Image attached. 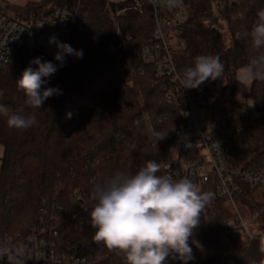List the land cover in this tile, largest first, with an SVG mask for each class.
<instances>
[{"label":"trees","instance_id":"trees-1","mask_svg":"<svg viewBox=\"0 0 264 264\" xmlns=\"http://www.w3.org/2000/svg\"><path fill=\"white\" fill-rule=\"evenodd\" d=\"M132 0H40L13 10L29 19H50L55 6L76 12L65 25L64 43L83 51V58L66 56L62 68L43 78V87L60 90L36 110L38 124L26 131L10 129L0 118V236L25 229L38 219L40 205H59L53 223L57 248L79 256L96 255L94 264H125L122 254L94 239L90 226L93 183L118 171L135 174L148 160H173V149L185 140L179 129L185 107L165 102L166 78L154 64H142L139 51L153 27L150 11L117 12ZM189 15L181 28L184 47L171 48L175 69L191 66L193 58L214 54L223 75L208 82L203 99L212 108L211 135L222 141L228 163L264 175V80H252L246 98L235 99L239 69H247L251 30L264 0H187ZM50 22H52L50 20ZM119 45L113 51L114 45ZM133 50V51H132ZM135 50V51H134ZM41 51V50H40ZM54 64V57L48 54ZM30 61L0 69V103L13 109L25 94L17 81ZM116 63L128 79L118 73ZM33 67V64L31 65ZM139 70H142L139 73ZM218 79L223 85L217 87ZM151 122L149 130L143 114ZM73 125L64 135L62 128ZM152 131L165 135L161 141ZM133 146L134 150H133ZM214 199L202 213L188 264H264V182L245 188L236 201L252 219L258 234L235 242L227 222V201L212 189ZM236 221V218L234 216ZM174 264H182L174 260Z\"/></svg>","mask_w":264,"mask_h":264},{"label":"clouds","instance_id":"clouds-1","mask_svg":"<svg viewBox=\"0 0 264 264\" xmlns=\"http://www.w3.org/2000/svg\"><path fill=\"white\" fill-rule=\"evenodd\" d=\"M244 36L250 39L251 52L247 65V80H264V9L257 13V20ZM54 64L36 57L17 81L25 100L13 109L0 103V118L10 129L26 131L38 124L36 110L60 90L43 87V78L62 68L66 56L83 58V51L60 42L55 36ZM32 64L37 67L33 69ZM224 65L218 55L201 54L193 58L192 65L177 72L176 82L183 89H198L206 81L222 77ZM2 95V93H0ZM157 142L165 138L159 131H152ZM133 146V150H134ZM169 165L148 160L134 175L118 171L108 179L93 183L91 198L94 205L89 214L93 239L97 244L122 254L125 264H168L179 260L188 264L194 260L193 246L202 250L195 239L201 225L202 213L214 199V193L202 190L187 177L174 179L167 171ZM7 255L8 264H27V249L17 246L10 253L0 250V257Z\"/></svg>","mask_w":264,"mask_h":264},{"label":"built area","instance_id":"built-area-1","mask_svg":"<svg viewBox=\"0 0 264 264\" xmlns=\"http://www.w3.org/2000/svg\"><path fill=\"white\" fill-rule=\"evenodd\" d=\"M146 9L150 11L153 27L148 43L138 53L139 61L156 65L158 73L166 78L162 91L167 104L178 106L181 98L185 103L179 124L185 140L177 146L173 160L163 164L170 166L167 171L174 179L187 177L204 191L215 188L234 209L236 221L245 227L236 199L245 188L252 189L263 183L264 175L231 166L222 141L211 135L209 120L213 111L203 99L208 82L198 89H183L175 80L177 71L171 48L185 45L181 28L189 15L187 0H132L117 14L128 10L143 14ZM75 15L76 12L67 6H55L49 20L41 16L26 19L10 8L6 1L0 0V69L16 67L36 57L49 61L42 48L56 49L54 43L49 44L53 36L64 43L65 25ZM118 48L116 44L112 50ZM36 67L33 64V69ZM115 68L124 79H128L119 63ZM58 210L59 205H40L36 221L23 230L0 236V250L10 253L23 245L27 249V264H94L95 254L79 256L75 250L65 252L57 248L58 231L53 220ZM244 234L249 239L253 238L246 228ZM0 264H8L7 255L0 257ZM168 264H174V260L169 259Z\"/></svg>","mask_w":264,"mask_h":264},{"label":"rangeland","instance_id":"rangeland-1","mask_svg":"<svg viewBox=\"0 0 264 264\" xmlns=\"http://www.w3.org/2000/svg\"><path fill=\"white\" fill-rule=\"evenodd\" d=\"M3 1H6L9 4L10 8L13 9L14 6H23L29 2H38L40 0H3ZM42 51L54 57L57 49L49 50L44 47L42 48ZM246 73H247V69L245 68L239 69L237 72L236 83H235V99L240 100V101L247 100L248 104H251V101L248 98H246V94L249 90V86L252 80L245 79ZM222 85H223V79H218L217 87H221ZM143 119L145 120V123L148 129L152 130L151 122L146 113L143 114ZM73 129H74L73 125L65 126L62 128V133L66 135L70 133ZM177 146L173 149V158H174V154L176 153ZM1 154H2V149L0 147V158H1ZM236 204L242 216V220L245 222V227L242 225V223L235 221L234 209L228 202L226 203V206L228 208L227 222L231 226V234L233 236L234 241L242 242L245 239V234H244L245 228L248 230V232L251 235H254V236L258 234V228H257L256 223L252 219L247 218V216L243 212L244 210L243 207L239 203H236Z\"/></svg>","mask_w":264,"mask_h":264},{"label":"crops","instance_id":"crops-1","mask_svg":"<svg viewBox=\"0 0 264 264\" xmlns=\"http://www.w3.org/2000/svg\"><path fill=\"white\" fill-rule=\"evenodd\" d=\"M49 50H51V49H49ZM53 50V49H52ZM50 55V54H49ZM1 147V146H0ZM1 149H2V147H1Z\"/></svg>","mask_w":264,"mask_h":264}]
</instances>
